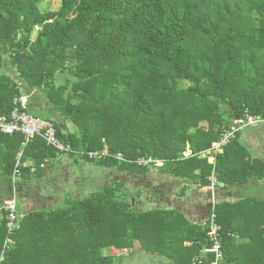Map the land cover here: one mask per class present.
<instances>
[{"label": "trees", "instance_id": "16d2710c", "mask_svg": "<svg viewBox=\"0 0 264 264\" xmlns=\"http://www.w3.org/2000/svg\"><path fill=\"white\" fill-rule=\"evenodd\" d=\"M44 1L0 0V117L11 114L25 90L46 93L57 118L45 119L68 155L108 150L104 159L80 157L109 171L145 176L156 168L214 188L221 264H264V204L219 202L217 194L221 184L264 179V162L240 144L243 132L216 164L202 156L245 111L264 118V0H61L58 10L42 12ZM23 143L21 134L0 133V177L9 188L16 171L29 182L57 154L40 136ZM140 158L163 165L139 166ZM29 159L35 173L18 165ZM123 188L118 182L83 201L30 213L13 235L3 218L0 264H123L124 257L104 250L130 255L140 242L159 252L164 236L176 253L180 233L181 246L193 243L192 264L208 245V228L183 231L189 223L179 213L138 211L121 202Z\"/></svg>", "mask_w": 264, "mask_h": 264}, {"label": "crops", "instance_id": "0c3cea01", "mask_svg": "<svg viewBox=\"0 0 264 264\" xmlns=\"http://www.w3.org/2000/svg\"><path fill=\"white\" fill-rule=\"evenodd\" d=\"M36 94L37 91L36 93H30L29 98H27L30 114L32 113L31 115L43 119L57 118L55 109L50 104L45 103L44 99H35ZM239 141L250 154L252 160L264 162V127L245 130L241 134ZM80 156V154H77V156L56 154L54 158L46 159L41 164L40 169L37 170L38 176L36 178L32 177L29 182H25L22 170H18V175L16 177L14 175L11 180L14 186H10V188L8 181L0 177V203L16 199L21 220L33 212L54 211L63 208L68 204V201H83L92 194L101 192L106 187L118 183V181H114L111 184L103 185L98 175V168L100 169V167L86 162ZM19 165L22 169L31 168V173H35L37 169L32 159ZM113 171L116 174L122 173L117 169ZM108 172L110 173L109 170ZM146 178L151 180L149 182L150 186L146 187V190L144 187L140 189L144 192L138 194V197L140 196L141 198L137 197L135 199L132 196L130 199V204L136 206L138 211L145 212L157 208L163 211L179 213L189 223L184 227L183 231H187L189 226L199 227L203 230L208 228L210 202L212 201L211 189L198 188L187 181L161 174L157 169H152L146 175ZM128 180L127 182H129ZM151 188L157 189V192L154 193ZM142 194L144 195L142 196ZM217 194L219 202L235 204L240 201L253 200L264 204V179H252L248 184L239 186L229 187L221 184ZM151 197L154 199H151ZM139 202H141L142 209L139 207ZM181 234H175L177 237L175 243L176 253H173L172 250H167L166 237L161 236L159 252H147L142 248L140 242H136L131 254L124 259L123 264H188L194 252L190 249L194 246L192 242L188 241L181 246ZM203 250L195 258L206 259Z\"/></svg>", "mask_w": 264, "mask_h": 264}, {"label": "built area", "instance_id": "2783aa9c", "mask_svg": "<svg viewBox=\"0 0 264 264\" xmlns=\"http://www.w3.org/2000/svg\"><path fill=\"white\" fill-rule=\"evenodd\" d=\"M14 105L15 108L8 117H0V133L6 135L21 134L24 137V146L32 143L35 137L40 136L46 141L48 147L56 150L58 155L71 152L70 148L58 138L57 129L52 122L28 113L26 97L16 98ZM261 127H264V118L253 116L248 111H245L244 117L239 120H234L229 128H225L220 140L213 145L211 150L203 153L202 156L207 157L211 164H216L217 157L236 139L239 133L244 132L246 129H259ZM84 154L88 155L91 160L104 159L109 155L108 150L82 153L81 155ZM116 158L124 160L121 153H118ZM138 165L144 167L154 165L158 167L163 164L154 161L152 158H140ZM18 173L19 171L15 172V177ZM212 181L213 185L216 184V177H213ZM211 193L212 204L210 207L207 232L208 245L203 250L206 259L194 258L192 264H221L224 259V243L221 235L222 227L218 223L214 188H211ZM0 216L6 219L9 234L13 235L19 229L20 222L16 199L0 204Z\"/></svg>", "mask_w": 264, "mask_h": 264}, {"label": "rangeland", "instance_id": "374dc122", "mask_svg": "<svg viewBox=\"0 0 264 264\" xmlns=\"http://www.w3.org/2000/svg\"><path fill=\"white\" fill-rule=\"evenodd\" d=\"M60 6H61V0H47V1H44V2L40 3L39 9L42 12L56 11V10H58L60 8ZM69 65H71V64H69ZM4 73H6V74H10L11 73L10 72V69H9V65L4 70ZM62 81H63L62 80V77H58V75H57V77L55 78L56 85H60L62 83ZM181 87L182 88H187L188 87V84L185 83V82H183L181 84ZM30 93H34V92L33 91L30 92L29 90H25V92H24V94H26L25 97L26 98H29ZM34 98L35 99H38V100L44 99L45 100V103H47V104L49 103L48 102V98H47V94L44 93V92L43 93H41V92L38 93L37 92V94L35 95ZM68 129L71 130V132L75 130L74 126H72V125H69V128ZM190 152L191 151L188 150L185 155H191ZM158 167H161V166H158ZM154 169H156V168H154ZM98 170H99L98 171V175H99L101 181L103 182V185L111 184L114 181H118L119 183L122 184V186L124 188L121 190V194H122V197H120L121 202L123 201V202H126V203H129L130 204V199H131L132 196L135 199H137L139 193H141V192L144 193L143 190H140V189L142 187H144V189L146 190V187L150 186V183L149 182L151 180L150 179H147L146 178V175L145 176H138V175L135 176V175L125 174V173L124 174L123 173H117L116 174L113 170L110 171V173H109L108 170L107 169H104V168H100V169L98 168ZM127 179H129L128 180L129 182H127ZM135 181H137V183H135ZM136 184H137V187H136ZM155 185H157V183H155ZM153 186H154V184H153ZM151 191H153L154 193H156L157 192V189H152L151 188ZM143 195L144 194H142V196ZM138 198L140 199L141 197L139 196ZM151 199H154V198L151 197ZM4 203H6V202H4ZM4 203H0V204H4ZM139 207L142 209L141 202H139ZM18 215H19V212H18ZM19 217H20V215H19ZM2 219H3V217L0 216V221ZM8 244L9 245H14L15 244V240L9 239L8 240ZM104 255L105 256H108V255H110V256H117V257L118 256H122L125 259L126 257H128V251H121V250L118 251V250H115V249H109V250H104Z\"/></svg>", "mask_w": 264, "mask_h": 264}, {"label": "water", "instance_id": "95a60500", "mask_svg": "<svg viewBox=\"0 0 264 264\" xmlns=\"http://www.w3.org/2000/svg\"><path fill=\"white\" fill-rule=\"evenodd\" d=\"M26 52L27 51L24 49V53H26ZM24 56H25V54H22V55L15 57L14 65L19 64L22 61V59L24 58Z\"/></svg>", "mask_w": 264, "mask_h": 264}]
</instances>
